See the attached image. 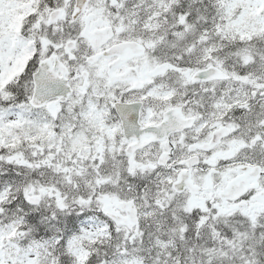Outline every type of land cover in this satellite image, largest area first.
<instances>
[{"label":"snow or ice","instance_id":"6c2138e0","mask_svg":"<svg viewBox=\"0 0 264 264\" xmlns=\"http://www.w3.org/2000/svg\"><path fill=\"white\" fill-rule=\"evenodd\" d=\"M0 264H264V0H0Z\"/></svg>","mask_w":264,"mask_h":264}]
</instances>
